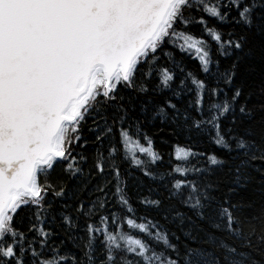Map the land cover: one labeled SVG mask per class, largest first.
<instances>
[{
	"label": "snow or ice",
	"instance_id": "snow-or-ice-1",
	"mask_svg": "<svg viewBox=\"0 0 264 264\" xmlns=\"http://www.w3.org/2000/svg\"><path fill=\"white\" fill-rule=\"evenodd\" d=\"M184 55L206 79L185 72ZM220 57L231 58L223 71ZM256 57L259 79L250 84ZM185 89L193 98L181 107L173 101ZM155 121L161 133L208 136L223 155L196 153L206 163L192 169L170 161L159 175L167 195L142 198L137 215L121 169L127 163L157 179L153 166L163 157L145 131ZM192 155L177 146L174 160ZM58 166L64 179L53 182ZM253 171L262 196L244 216L253 205L232 197ZM69 194L75 216L63 205L60 227L79 255L65 252L64 240L51 242L48 226L56 199ZM150 212L181 228L207 222L235 241L222 239V256L197 264H264V0H0V264H180L177 245ZM192 253L204 255L191 249L184 264H193Z\"/></svg>",
	"mask_w": 264,
	"mask_h": 264
},
{
	"label": "trees",
	"instance_id": "trees-1",
	"mask_svg": "<svg viewBox=\"0 0 264 264\" xmlns=\"http://www.w3.org/2000/svg\"><path fill=\"white\" fill-rule=\"evenodd\" d=\"M216 21L214 19L209 20V24H215ZM224 32L229 31L227 25L222 27ZM193 33L196 35L200 34L199 27L191 29ZM176 59L179 61L181 60V55L177 54ZM213 59H216L215 53L213 55ZM221 60V68L220 70L223 71L224 67H227L231 63V58L220 57ZM163 64V61H161ZM255 63L257 65L255 73L251 76L249 83L251 84L252 81L259 79V58H255ZM185 72H192L200 79H206V76L202 73L199 67V62L193 59L191 56L184 55L183 62L181 65ZM171 67V66H170ZM212 70L215 71V64L212 65ZM182 78L179 71L176 72L175 83L173 84V89L176 91H180L181 89L178 87L179 81ZM237 84L240 83V80L237 79ZM211 86H215L214 82ZM188 87L191 88V81H188ZM221 88L224 89L225 92H228L229 95V87L223 83L220 85ZM165 95L171 96V92H166ZM193 98L192 93H189L186 89L182 92L181 97L174 99L173 102L178 103L179 106L183 107L188 103L189 100ZM216 99V98H214ZM224 99L223 93L218 97V100L222 101ZM243 102V100H241ZM207 97L205 99V107H207ZM192 115H196L195 112ZM155 127L149 125L145 131L148 132L154 141V150L162 155L163 162H158L157 165L153 166V171L158 174L157 179H151L147 176H144L140 170L135 169L134 167L130 166L129 164L125 163L122 165V175L124 180L126 181V191L128 196L130 197V202L134 208H136L137 215L144 214V207L139 203L142 198H149V199H158L163 198L166 196L167 193L164 189L163 184H161L159 180V175H163L165 172L170 170V161L172 164L179 163L181 167H186L188 169H192L193 167H204L206 161L201 159L199 155H195L196 153L207 152L212 153L216 152L218 155H223L222 150L218 149L214 144L211 143V140L208 136H204L200 139L190 140L186 137V135L180 136H172L170 135V129L166 130L165 132H159L158 128L160 127L159 121L154 122ZM91 139V137H90ZM184 147L189 148L192 150L194 155L190 156L187 162H178L174 160V154L176 147ZM89 154L94 151V148L90 145L87 149ZM91 163V162H90ZM260 164L257 163L256 167H259ZM253 179L249 183L246 190H241L237 195L232 197L233 203L237 201H241L245 205L252 204V207L245 206L242 208V213L244 216H248L249 213H255L258 210V206L260 204L262 192H261V180L258 173L253 171L252 173ZM53 182H57L60 179H64L62 177L59 166L56 170L52 173L51 177ZM179 178V176H177ZM191 178V174L189 176ZM99 181H94L93 183H98ZM75 181H70V185H74ZM170 180H165L164 184H169ZM91 187L88 191H85L80 194V197L83 199L89 198V192L91 191ZM94 198V197H93ZM49 199H52L50 196ZM78 202L71 197V194L64 198H57L56 203L54 205V212L56 215L55 221L52 220L51 215L48 216V226L53 230L55 235L52 237L51 242L59 244L60 241H65V252L69 254H76L79 255V249L75 246V243L72 240H68L66 238L65 229L60 227L61 220H60V212L62 211V206L72 205L73 207H69L67 209V213H71L75 216L74 207ZM169 202L165 200V205L167 206ZM171 204L175 207L177 211L183 212L186 215H193L187 208L182 206L178 203L177 200L171 201ZM227 206V205H225ZM150 217H155L156 220L159 221L162 230L167 231L169 234V239L171 243L177 245L180 253V264H184V256L189 253L191 249H199L201 253H204L203 256L197 255L196 253H192L191 259L193 264H197V261L203 260H211L212 256H222L223 249H219L218 245L220 241L223 239L227 244H233L235 241L228 237L227 233L213 228L209 223L204 221H196L197 226L189 225L185 223L184 227L181 228L178 221H173L171 216L168 220H164L161 217L160 213L157 212H150ZM79 223L81 228L84 227L86 221L83 217L80 218ZM127 231V229H125ZM138 230H133L135 233ZM185 233H190V235H186ZM73 236H81L84 235V232L79 233H72ZM31 238V237H30ZM79 241H77L78 243ZM161 247H163L161 245ZM242 251H249L248 249H241ZM63 254V253H62ZM256 256L257 259H260L257 253H252ZM175 255V254H173Z\"/></svg>",
	"mask_w": 264,
	"mask_h": 264
}]
</instances>
